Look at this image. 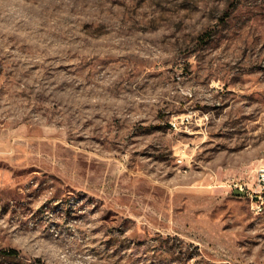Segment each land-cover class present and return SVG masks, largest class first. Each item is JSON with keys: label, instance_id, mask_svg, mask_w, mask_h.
<instances>
[{"label": "rangeland", "instance_id": "obj_1", "mask_svg": "<svg viewBox=\"0 0 264 264\" xmlns=\"http://www.w3.org/2000/svg\"><path fill=\"white\" fill-rule=\"evenodd\" d=\"M0 264H264V0H0Z\"/></svg>", "mask_w": 264, "mask_h": 264}, {"label": "trees", "instance_id": "obj_2", "mask_svg": "<svg viewBox=\"0 0 264 264\" xmlns=\"http://www.w3.org/2000/svg\"><path fill=\"white\" fill-rule=\"evenodd\" d=\"M16 252L15 251H10V252H8V254L10 255V254H15Z\"/></svg>", "mask_w": 264, "mask_h": 264}, {"label": "built area", "instance_id": "obj_3", "mask_svg": "<svg viewBox=\"0 0 264 264\" xmlns=\"http://www.w3.org/2000/svg\"><path fill=\"white\" fill-rule=\"evenodd\" d=\"M172 126L175 128L176 127V124L173 123Z\"/></svg>", "mask_w": 264, "mask_h": 264}]
</instances>
